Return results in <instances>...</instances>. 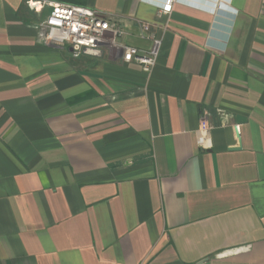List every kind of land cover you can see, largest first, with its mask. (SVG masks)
Wrapping results in <instances>:
<instances>
[{
  "label": "crops",
  "instance_id": "crops-1",
  "mask_svg": "<svg viewBox=\"0 0 264 264\" xmlns=\"http://www.w3.org/2000/svg\"><path fill=\"white\" fill-rule=\"evenodd\" d=\"M184 1L0 0V264H264V0ZM39 2L122 34L73 59Z\"/></svg>",
  "mask_w": 264,
  "mask_h": 264
},
{
  "label": "built area",
  "instance_id": "built-area-1",
  "mask_svg": "<svg viewBox=\"0 0 264 264\" xmlns=\"http://www.w3.org/2000/svg\"><path fill=\"white\" fill-rule=\"evenodd\" d=\"M184 0H164L158 5L161 14L168 15L172 7ZM38 4L39 11L47 5L50 9L48 16L37 22L35 26L36 39L46 47L68 48L73 59H78L83 48L96 49L104 34L121 35L122 32L109 24V18L104 14L86 7L73 6L63 3H33ZM143 31L147 25H142ZM153 46L148 52L127 47L123 50L122 61L125 64L134 63L142 72L150 74L154 69L159 55L161 40L154 39ZM213 126L207 121V115L199 123L196 132V143L200 150L211 149V131Z\"/></svg>",
  "mask_w": 264,
  "mask_h": 264
},
{
  "label": "water",
  "instance_id": "water-1",
  "mask_svg": "<svg viewBox=\"0 0 264 264\" xmlns=\"http://www.w3.org/2000/svg\"><path fill=\"white\" fill-rule=\"evenodd\" d=\"M100 51L96 50V49H87V48H83L81 50V54L84 56H89V57H93V58H98L100 56ZM241 120V118H237V122H239Z\"/></svg>",
  "mask_w": 264,
  "mask_h": 264
}]
</instances>
